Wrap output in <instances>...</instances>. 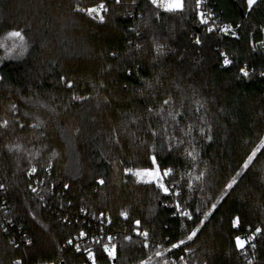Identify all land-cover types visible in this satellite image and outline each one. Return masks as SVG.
<instances>
[{"label": "trees", "instance_id": "16d2710c", "mask_svg": "<svg viewBox=\"0 0 264 264\" xmlns=\"http://www.w3.org/2000/svg\"><path fill=\"white\" fill-rule=\"evenodd\" d=\"M103 2V21L79 10ZM209 2L219 28L231 25L229 32H208L195 0H184L176 12L150 0H0V38L20 30L28 44L15 58L0 51V121H9L0 127L7 204L0 214V264H80L82 255L66 244L86 229L84 218L73 217L80 209L107 214L116 230V257L106 259L95 244L97 264H140L149 256L150 264H181V256L190 264H249L245 250L251 264H264V235L255 236V248L235 245L238 234L264 229V148L243 168L264 135V0L251 10L246 0ZM156 43L165 45L164 55L157 56ZM221 53L232 63L225 65ZM169 112L179 115L172 120ZM149 125L160 135H151ZM21 139L41 156L10 151ZM152 155L161 169H173L166 183L172 189L178 182L179 197L129 174L116 177L115 163L124 170L150 167ZM32 166L45 181V200L29 188ZM233 176L236 183L226 189ZM177 200L191 218L180 215ZM137 219L150 234L149 247L133 230ZM197 226L192 241L164 251Z\"/></svg>", "mask_w": 264, "mask_h": 264}, {"label": "snow or ice", "instance_id": "6c2138e0", "mask_svg": "<svg viewBox=\"0 0 264 264\" xmlns=\"http://www.w3.org/2000/svg\"><path fill=\"white\" fill-rule=\"evenodd\" d=\"M116 2H117V4H119L121 2V0H116ZM133 2H135V0H133ZM201 2H202V0H195V7L197 9V15L200 18V23L203 24V25H207L208 24V19L211 16V13H208L207 15H205L204 12L199 11L200 6H201ZM246 2H247L248 8L251 10L253 8V6L256 4L257 0H246ZM151 3L153 5L162 6L164 8V10L168 11V12L182 11L184 9V7H185L184 0H151ZM100 8L103 9L104 5L101 4ZM79 10L80 11H87L89 16H91L93 13L99 14V10L96 7H89L87 9H79ZM99 19L101 21H103L104 20V16L103 15H99ZM231 27H232L231 25H224L219 30L221 32H229ZM237 27H239V26H237ZM207 30L209 32H211V31H213V28L212 27H208ZM262 30H264V29H262ZM231 34L233 36H236V32L235 31H232ZM7 35L9 37L18 39L21 42L20 45H19V49H20V55H23L24 52H26L27 48H28V44H27V41L25 39L24 34L20 30H12V31H9L7 33ZM201 42H202L201 37L200 36H196L195 37V44L199 45ZM261 43H262V45H264V42H261ZM255 46L256 45L253 44L254 48H255ZM137 47H139V45H137ZM155 47H156L157 56L165 54L164 51H163V49L165 48V45L156 43ZM169 50L171 51V49H169ZM221 55L223 56V63L225 65H229V64L232 63V61L228 58V56L226 54L221 53ZM240 72L244 76H248V74H249L248 71L246 70V68H243V67L240 68ZM261 75L264 76V72H261ZM60 79L64 80L65 78L61 77ZM157 82H159L158 78H157ZM67 83L69 84V86H71V84H72L71 81H67ZM144 83H145L146 88L150 89V88L153 87V84L150 81L146 80V81H144ZM73 98L76 99L77 97H73ZM79 99H85V98L84 97H79ZM170 103H171L170 99H165L163 101L164 105H168ZM197 103L199 104L200 102L197 101ZM12 108L15 110V105H12ZM147 111L149 113H151L153 111V109L150 107V108L147 109ZM163 111H164V109L161 108L160 109V113H163ZM168 115L172 118V120H175L176 116L179 115V113L169 112ZM8 124H9V121L7 119H4V120L0 121V127H5L6 128L8 126ZM21 126H23V125H21ZM190 130H191V125H189V131ZM77 131H79V130L77 129ZM149 131H150L151 135H153V136L160 135V133L157 130H154V129L151 128V125H149ZM163 132L165 134H167V129L166 128L163 129ZM201 132H205V129L202 128ZM168 139H169V141H171L172 139H174V137L168 136ZM207 139L211 140L212 136L208 135ZM178 143H182V141H178ZM12 147H19V146L18 145L10 146L9 147L10 151H11ZM168 147L171 150V148H172L171 143H169ZM261 148H264V138H261V143L257 147V149L255 151H253L250 155L247 156V159L243 163V168H248L249 164L253 161V158L256 156V153L258 151H260ZM187 155L188 156H192L193 153L192 152H188ZM193 158L195 159V157H193ZM150 160H151V166L148 167V168H137L135 170H133L131 168H125V172L126 173H131L132 175H134L137 178V181H139V182H143V183H147V184H154L156 186V188L159 189V191H161L162 193H164L166 195L169 194L170 191H171L172 194H174L176 197H179L181 195V186L178 184V182L173 181V184L175 185V187L172 188V189H170V187L166 183V178L170 177V175L173 173V169L172 168L161 169L160 165L158 164V158H157L156 155L150 156ZM48 166L51 167L52 165L49 164ZM28 171H29V173H36L37 172V168L35 166H32ZM239 175H240V173L237 172L236 176H239ZM203 176H204V173H200L196 177V179L200 180V179H202ZM236 176H233L231 178L230 182H228L225 185L226 189H231L233 187V185L236 183ZM98 182L100 184H104L105 180L104 179H100ZM4 187L5 186L3 184H0V189H2ZM64 187L68 188L69 185L65 184ZM189 187H191V185H189ZM32 191L36 192V189L33 188ZM176 207L178 209H180V215L181 216H185V217L191 218V213H189L188 211L184 210L181 207V204L179 203V200H177V202H176ZM215 207H216V205L213 204L212 208H215ZM197 211H199V208L197 209ZM101 215H103V213H101ZM121 215L126 217V218L128 217V213L127 212H122ZM208 215H209L208 212L203 213L204 219H202L200 221V225L204 224V221L208 218ZM109 222H111V221H109ZM232 223H233V227H238L239 223H240V218L239 217L235 218ZM134 224L136 225V228L133 229V230L136 232L137 236L144 238V247H149L150 246L149 245V236H150L149 232L147 230H143V231L140 230V225H141V221L140 220H138V219L135 220ZM199 230H200V227L197 226V228L193 229L186 236V239H181L177 243H172L171 244V248H166V249H164V251L165 252H170L171 249H177V248H180L182 245H185L186 241H192L194 239V237L197 236V233H198ZM257 234L264 235V229H262L261 226H257L255 228V231L253 232V234L251 236H248L247 239L241 238L240 236L235 237L236 248L237 249H241V250L244 249L245 245L249 241L253 240ZM85 235H86V233L84 231H81L79 233L80 237H84ZM113 239L114 238L111 235H109L107 237V242H103L101 240H95L96 244L102 245L103 251L107 254V256L109 258H115L116 255H117V245H116V243L113 242ZM124 239L126 241H131L132 237L131 236H125ZM29 243H30V241H29ZM68 243L72 244L73 241L71 239H69ZM157 247L159 248L161 246L158 245ZM252 247L255 248L256 245L253 244ZM76 250L77 251L81 250L79 244L76 245ZM184 250L186 252L192 251L191 249H188V248H185ZM85 251L87 252L88 259L92 261V264H96L95 255H94L92 249L91 248H86ZM155 256L163 257V253L161 251H156L155 252ZM179 259H180L181 264H190V262L188 260H186L184 258V256H181ZM151 260H152V257L149 256L148 259L141 260L140 264H150ZM13 264H21V262H20V260H16V261L13 262ZM163 264H176V261H168L167 259H164L163 260ZM249 264H251V262H249Z\"/></svg>", "mask_w": 264, "mask_h": 264}, {"label": "built area", "instance_id": "2783aa9c", "mask_svg": "<svg viewBox=\"0 0 264 264\" xmlns=\"http://www.w3.org/2000/svg\"><path fill=\"white\" fill-rule=\"evenodd\" d=\"M209 1L210 0H202L201 6H200V9H199V11L204 12L205 15H207L208 13H211V16L208 19V24L207 25H203V24L200 23V18L197 15V9H196V16L198 18L199 23L201 25H203L206 30L208 29V27H212L213 31H211L210 33L219 34V31H220L219 30L220 29L219 28L220 17L213 10V8L210 5ZM101 4L104 5L103 9L100 8ZM154 6L159 8V9L164 10V8L162 6H157V5H154ZM91 7H96L99 10V14L93 13V15H95V16H97L99 18V15H103V12L107 9V3L103 2V3H100V4L93 5ZM85 13L88 14L87 11H85ZM28 173H29V171H28ZM29 175L31 177L29 188L31 189V191H32L33 188H35L36 189L35 193H37L40 196V198L43 200L45 198V193H46V191L44 190V188H45L44 187V183H45L44 179L43 178H39L36 175V173H29ZM3 193H4V190L2 188V189H0V214H1V212H5L6 209H7L6 199L3 197ZM73 217L76 218V219L78 217L84 218L87 221L86 229L80 230L77 233L73 234L70 238H68V240L71 239L73 241V243L69 244L68 240H67L66 244L68 246L72 247L75 251H77L76 250V245L79 244L81 250L77 251V252H79L82 255V257H83V259L80 262V264H92V261L88 259L87 252L85 251V249L86 248H91L93 253H94V255H95V250H94V245L96 244L95 240H104V242H107V237L109 235H111L115 239L116 230H114L111 227V222H109L111 220H110V217L107 214H103V215H101V213L95 214V213H92V212H88V211H86L84 209H80L79 213H77V214L75 213ZM123 218H125V217L123 216ZM62 219L63 220H69L67 215H63ZM10 221H11L10 218L4 219L5 223H7V222L10 223ZM6 229H7V226L4 227V230H6ZM81 231H84L86 233V235L84 237H80L79 236V233ZM251 235H252V233L247 232V231L238 234V236H240L241 238H244V239H247V237L251 236ZM114 239H113V242H114ZM254 242H255V238L253 240L249 241L245 246H247L248 248H253L252 245L254 244ZM103 255L108 260H113L114 259V258H109L104 251H103ZM243 257H244V259L247 262H251V256H250V253L248 252V250H245L243 252Z\"/></svg>", "mask_w": 264, "mask_h": 264}, {"label": "rangeland", "instance_id": "374dc122", "mask_svg": "<svg viewBox=\"0 0 264 264\" xmlns=\"http://www.w3.org/2000/svg\"><path fill=\"white\" fill-rule=\"evenodd\" d=\"M7 33L2 35L1 38H0L1 57H3V58H15V57H17L20 54L19 45H20L21 42L18 39H16V38L9 37L7 35ZM262 138H264V135H263ZM27 143L28 142L26 140H24V139H21L17 144L15 143V145L19 146L18 149H19L20 154L21 153H23V154L27 153L29 156H32V157L41 156V154H39V153L37 154V152H35V151L30 153L29 149H28V148H30L29 147L30 144H27ZM260 143H261V140H260L259 144L257 145V147L260 145ZM257 147H256V149H257ZM41 149H42L41 152L45 151V147H43ZM51 154H56V152L51 151ZM137 168H148V167H136V168H131V169L135 170ZM115 173H116V177H119L123 173L124 174H129L131 179L137 181V178L134 175H132L131 173H126L125 170L123 169V167L121 165H119L118 163H115ZM41 264H52V263L51 262H46V263H41Z\"/></svg>", "mask_w": 264, "mask_h": 264}, {"label": "water", "instance_id": "95a60500", "mask_svg": "<svg viewBox=\"0 0 264 264\" xmlns=\"http://www.w3.org/2000/svg\"><path fill=\"white\" fill-rule=\"evenodd\" d=\"M241 13H242V9H240Z\"/></svg>", "mask_w": 264, "mask_h": 264}]
</instances>
